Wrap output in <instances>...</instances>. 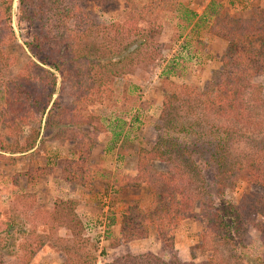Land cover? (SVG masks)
<instances>
[{"label":"rangeland","instance_id":"1","mask_svg":"<svg viewBox=\"0 0 264 264\" xmlns=\"http://www.w3.org/2000/svg\"><path fill=\"white\" fill-rule=\"evenodd\" d=\"M157 1L81 0V16L64 19L57 11L46 9L29 26L18 22L19 4L13 0L15 39L4 45L5 55L11 58L6 73L10 78L17 77L30 63L51 69L35 59L26 46L33 32L42 33V39L55 51L61 50L64 60L66 56L70 58V51L63 49L72 44L70 38H75L73 49L100 47L108 53L111 48L118 54L115 60L125 59L130 51L139 53H133L132 63L124 60L117 65L115 73L121 74L104 68L102 78L107 89H102L103 93L84 92L86 99H76L78 93L71 87L72 78L66 69L63 75L56 73V88L44 115H27L34 99H23L24 105L13 113L6 108V95L0 87L1 245L8 225L13 228L8 234L14 237L9 238L4 250L0 249L4 264H64L67 259L86 257L94 259L95 264H210V259L219 262L236 253L214 239L201 216L180 222L172 232V248L163 247L153 227L144 240L129 243L121 237L123 213L135 203L141 208L150 206L145 186L123 189L120 179L137 174L139 151L151 149L163 134L160 128L164 124L159 118L164 90L186 85L203 91L219 79L228 43L210 32L209 5L220 4L243 18L252 17L255 11L264 13V0H165L150 6ZM61 5L67 6L68 0ZM144 15L147 17L142 20ZM252 47H258L257 42ZM83 66L81 62L77 67ZM31 70L37 77L42 73L39 68ZM251 85L254 91L248 99L264 103V75L253 77ZM36 87L24 86L30 90V98L47 93ZM13 89L16 93L23 90L16 86ZM75 109L82 117L78 119L84 122L80 127L68 120ZM259 111L258 119L264 123V112ZM52 118L59 122L57 129ZM33 129L39 131L36 146L27 152L10 153L6 145L13 144L15 135H19L22 145ZM245 141L241 138L230 145L233 157L246 160L253 155L254 150ZM81 153L91 159L89 164L94 168L90 173H99V166L105 171L90 189L70 181V162L78 161ZM162 164L156 163L155 168L165 170ZM31 170H37L39 175L34 185L24 176ZM208 181L212 182L210 178ZM189 191L192 194L197 189L191 186ZM209 191L216 205L221 206L224 201L237 203L244 194L261 193L259 187L249 186L244 178H237L224 189L223 196L212 187ZM19 232L24 236L19 237ZM26 241L29 245L35 243L33 247L39 242L42 245L30 259L26 252L18 258L13 247ZM242 243L251 259L264 257L258 230L248 227ZM238 262L232 259L231 264Z\"/></svg>","mask_w":264,"mask_h":264},{"label":"trees","instance_id":"2","mask_svg":"<svg viewBox=\"0 0 264 264\" xmlns=\"http://www.w3.org/2000/svg\"><path fill=\"white\" fill-rule=\"evenodd\" d=\"M62 1L64 0H18V22L30 26L46 9L57 11L64 19L81 16L82 7L78 4L81 0H68L67 6L61 5ZM108 1L111 0H104ZM163 2L165 0H158L150 6L156 7ZM12 4L13 0H0V87L6 95V108H11L13 113L19 112L24 105L23 99H34L30 110H26L27 115H44L56 88V73L62 74L65 69L68 77L71 75V87L78 93L76 99H86L82 95L84 92L103 93L101 90H106L107 85L103 81L105 78H102V70H114L124 60L132 63L133 55L139 53V50L130 51L125 59L115 60L118 54L113 53L111 48L108 53L100 47L73 49L75 38H70L69 42L74 45L68 43L63 47L70 51V58L66 56L67 59L64 60L61 50L55 51L48 41L42 39V33L33 32L31 41L26 43L28 50L35 59L54 71L30 63L17 77L10 78L6 73L11 58L5 55L4 45L15 39L12 30ZM215 5H209V14L206 13L211 25L210 32L228 43L219 79L203 91L186 85L172 86L171 90H164L163 110L159 118L164 124L160 128L163 134L161 133L151 149L139 151L137 174L124 175L120 179L123 189H139L145 186L150 206L146 209L135 203L129 207L121 216L120 233L125 242L130 243L144 240L149 229L153 227L163 247L172 248V232L180 222L201 216L217 242L231 248V251L236 250L233 257L219 262L210 259V264H231L232 259L239 261L238 264H264V257L251 259L242 243L247 228L252 227L258 230L264 245V123L258 119L259 110L264 112V103L259 99H248L254 91L251 79L264 75V13L255 11L252 17L243 18L231 14L220 4ZM149 13L151 10L147 12ZM146 17L147 15L142 16V20ZM254 42H257L258 47H252ZM81 62L84 66L79 69L77 66ZM32 68L41 69V75H32ZM113 72L115 75L121 74L115 73V70ZM11 84L23 89L22 92H13ZM24 86H37L36 88L47 93L30 98V90ZM70 115H75L68 116V120L77 127L84 124L79 120L82 117H79L76 109ZM51 123L55 129L59 127L56 119L52 118ZM244 131H248L249 135H244ZM18 138L19 135L16 134L13 144L6 145L7 149L10 148V153L30 151L36 146L39 131L31 130L23 142L24 145L19 144ZM241 138L246 140L250 150H254L253 155L246 160L233 157L230 151V145L239 142ZM4 149L2 148L3 152ZM90 160L81 153L78 161L70 162L69 177L72 183L90 189L103 178L105 171L100 166L99 173L89 172L94 168L89 164ZM156 163H163L165 170L156 169ZM37 172L31 170L24 175L30 185L39 181ZM209 178L212 181L210 183ZM237 178H244L249 186L259 187L261 193L244 194L237 203L224 201L223 206L216 205L209 191L211 187L214 192L223 196V190L233 185ZM191 186L197 189L196 193H190ZM11 230L12 226L8 225L5 242L2 241V245L0 242V249L4 250L10 239L14 238L8 234ZM19 233V237L24 236V233ZM32 245L27 241L18 243L13 250L18 258L23 252L29 253L30 259L42 243L39 242L35 247ZM1 253L0 264H4ZM9 253H12V249H9ZM81 260L67 259L64 264H95V260L89 257ZM22 261H25L24 257Z\"/></svg>","mask_w":264,"mask_h":264}]
</instances>
